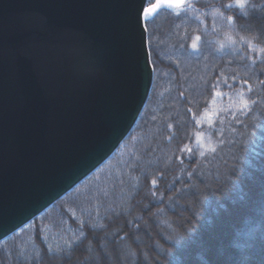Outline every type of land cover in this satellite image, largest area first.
Segmentation results:
<instances>
[{"label": "trees", "instance_id": "16d2710c", "mask_svg": "<svg viewBox=\"0 0 264 264\" xmlns=\"http://www.w3.org/2000/svg\"><path fill=\"white\" fill-rule=\"evenodd\" d=\"M233 3L186 0L148 18L153 81L132 130L92 174L0 242V264H226L196 248L214 226L236 264H256L264 254V0Z\"/></svg>", "mask_w": 264, "mask_h": 264}, {"label": "water", "instance_id": "95a60500", "mask_svg": "<svg viewBox=\"0 0 264 264\" xmlns=\"http://www.w3.org/2000/svg\"><path fill=\"white\" fill-rule=\"evenodd\" d=\"M146 2L0 0V242L132 130L153 80Z\"/></svg>", "mask_w": 264, "mask_h": 264}, {"label": "rangeland", "instance_id": "374dc122", "mask_svg": "<svg viewBox=\"0 0 264 264\" xmlns=\"http://www.w3.org/2000/svg\"><path fill=\"white\" fill-rule=\"evenodd\" d=\"M220 234L221 233H219V231L216 230V227L214 226V228L212 229L211 232L206 231L202 235V239H199L198 242L196 243V248L200 249V248H204L205 247L207 252L210 250L209 253H212V255L210 257L211 261L216 259L217 262H219V263L221 262L222 263V261L225 260L226 264H236V262H234V261H235L237 253H234V254L230 253L229 255H228V253H225L226 252L225 248L228 247V246L225 244L226 242H225V240L223 238H222V240H220L221 237L218 238L220 236ZM262 244L264 245V241H263ZM222 259H224V260H222ZM253 261L256 264H264V254H263V256L258 257L256 261L255 260H253Z\"/></svg>", "mask_w": 264, "mask_h": 264}, {"label": "snow or ice", "instance_id": "6c2138e0", "mask_svg": "<svg viewBox=\"0 0 264 264\" xmlns=\"http://www.w3.org/2000/svg\"><path fill=\"white\" fill-rule=\"evenodd\" d=\"M186 3V0H156L155 3H152L148 5L147 7H141L138 11L137 19H136V27L141 28L142 30L146 31V21L148 18L154 14L159 8L161 7H169V8H175V9H180L184 4ZM247 4V0H234L233 4L227 5V7H237L240 9L245 8ZM234 17H228L229 21L234 20ZM21 23L27 22L24 18H21L20 21ZM197 40L199 37L196 38ZM195 43H193L192 47L195 48ZM132 72L137 71L135 65L132 67ZM217 96L220 95L219 92L216 93ZM245 107H247V103L245 102ZM155 183V181H153Z\"/></svg>", "mask_w": 264, "mask_h": 264}, {"label": "bare ground", "instance_id": "6f19581e", "mask_svg": "<svg viewBox=\"0 0 264 264\" xmlns=\"http://www.w3.org/2000/svg\"><path fill=\"white\" fill-rule=\"evenodd\" d=\"M145 7H146V5H145ZM147 33V32H146ZM150 55V54H149ZM153 68V67H152ZM153 81V80H152Z\"/></svg>", "mask_w": 264, "mask_h": 264}]
</instances>
